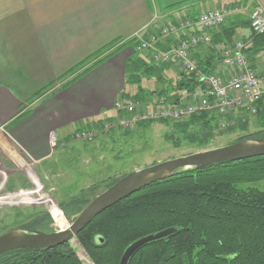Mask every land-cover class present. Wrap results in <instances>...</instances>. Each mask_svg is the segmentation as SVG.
Segmentation results:
<instances>
[{
    "label": "crops",
    "instance_id": "crops-1",
    "mask_svg": "<svg viewBox=\"0 0 264 264\" xmlns=\"http://www.w3.org/2000/svg\"><path fill=\"white\" fill-rule=\"evenodd\" d=\"M149 1L0 0L1 193L14 195L16 190L29 188L28 181L32 178H38L39 181L33 183L41 185L48 177L42 165L56 151L74 145L77 139L73 135L81 123L91 125L116 116L115 104L121 92L126 88L132 93L137 90L135 84L126 83V60L131 54L128 46L69 86L54 88L58 82L65 83L71 77L59 80L71 68L111 42L118 41L117 46L136 34L143 37L144 34H160L161 23L178 26L179 19L187 17L194 23L183 34L193 33L200 28L197 18L205 9L228 3L235 4L237 11H247L256 5L264 8V0ZM206 31L212 37L220 32V28ZM250 34L248 26L240 27L233 41L244 40L250 48ZM181 36L163 38L159 47L168 48ZM226 45L223 42L200 43L192 49V54L202 70L223 71L221 51ZM140 52L151 61L148 50ZM249 59L255 63L260 79L264 80V52L253 54L249 51ZM162 75L160 86L166 83L173 86L181 79H187L173 64L164 65ZM145 80L146 77L142 79L143 84ZM148 82L153 85L148 88L158 87L156 79L149 78ZM52 83L51 88L32 99L39 90ZM200 88L198 85L194 91ZM179 93L184 97L181 101L190 96L185 89ZM26 111H29L28 115L13 123Z\"/></svg>",
    "mask_w": 264,
    "mask_h": 264
},
{
    "label": "trees",
    "instance_id": "trees-1",
    "mask_svg": "<svg viewBox=\"0 0 264 264\" xmlns=\"http://www.w3.org/2000/svg\"><path fill=\"white\" fill-rule=\"evenodd\" d=\"M251 10L248 8L247 11L240 10L228 15L224 23L218 26L220 32L212 35L211 42L231 44L238 28L248 26L251 29ZM148 35L144 34L140 38H147ZM140 38L135 35L117 46L115 44L118 41H114L96 51L60 76L59 80L71 76L62 87L69 86L127 46L131 54L126 60V83L135 84L137 90L132 93L127 88L124 89L120 94L122 98L147 102L153 95L159 94L165 95L172 102H180L184 97L179 95V90L185 89L190 94L200 85L194 75L183 73L187 79H181L173 86L171 83L156 89L143 86L144 77L154 78L159 84L163 83L161 79L164 77V65L157 67L141 55V50L138 49ZM249 38L252 44L250 48H246L248 58L249 51L253 54L264 52V33H255L251 29ZM148 52L151 53L150 50ZM90 62L92 63L86 66ZM250 63L255 69V63ZM53 85L54 83L42 88L32 99ZM256 106L257 112L254 114L260 122L259 129L230 143L264 137V95ZM28 113L29 111L21 113L13 123L22 120ZM119 113L126 114L125 111ZM219 116L225 117L210 110L192 114L173 123L191 143L204 146L216 136ZM158 121L169 123L170 119ZM153 122L155 121L147 120L138 125H149ZM101 123L99 121L96 124L100 126ZM197 125L202 129L200 132H193L191 128ZM241 125L245 128L246 122ZM168 137L174 138L171 135ZM175 140L177 141L176 138ZM123 175L110 178L104 188ZM261 180H264V155L217 162L202 168H183L101 212L78 232L77 239L94 264H120L125 250L134 241L164 230L171 231L167 236L138 249L128 264H264V188L243 186ZM100 188L101 183H94L82 189L80 194L69 198L70 208L64 202H60L59 207L66 217L73 216L74 219L98 194L94 192ZM91 193H94L92 197L89 196ZM55 220L65 219L60 216ZM52 221L51 213L45 210L17 228L53 232L55 229L51 226ZM67 226L68 224L61 228ZM75 238L76 236L72 239ZM66 246L69 247V244L52 248L10 250L0 254V264H84L75 249L72 247L65 250Z\"/></svg>",
    "mask_w": 264,
    "mask_h": 264
},
{
    "label": "rangeland",
    "instance_id": "rangeland-1",
    "mask_svg": "<svg viewBox=\"0 0 264 264\" xmlns=\"http://www.w3.org/2000/svg\"><path fill=\"white\" fill-rule=\"evenodd\" d=\"M112 49L113 47L110 50ZM128 51L131 50L128 49ZM148 81L149 79L146 78L144 84L142 83L143 86L152 87L153 85L151 86ZM157 84L159 87L160 84ZM63 85V82H58L54 88L58 89ZM261 85L264 88V80ZM173 121L176 120L170 119L169 123L157 120L149 125H136L132 129H115L111 132H103L105 134L97 135L92 142L77 139L73 143L74 145L71 144L73 148L69 146L56 151L54 156L42 165L48 177L42 180L41 185L33 183L39 181L38 178H36L37 180L32 178L28 181L31 183H29V188L16 190L11 201L0 203V234L19 227L34 215L45 210L49 211L53 217L52 228L59 230L62 226L70 225L73 221V216L66 217L60 209L59 203L64 202L65 206L70 208L69 198L80 194L82 189H86L94 183H101V188L94 192L100 193L105 189V183L110 178L119 177L160 161L229 144L260 127V122L255 114L234 110L225 117L219 116V129L217 128L215 131L216 136L204 146H198L186 139L182 132L174 127ZM244 121L246 122L245 128L241 125ZM230 126L234 127L230 128ZM228 127L230 129H227ZM191 129L193 132H200L202 127L197 125ZM169 135L174 138H169ZM243 186L264 188V180ZM21 190L31 192L20 195L18 193ZM94 193L89 196L92 197ZM60 216L65 220L56 221L55 219ZM70 243L84 264H94L77 238L72 239Z\"/></svg>",
    "mask_w": 264,
    "mask_h": 264
},
{
    "label": "built area",
    "instance_id": "built-area-1",
    "mask_svg": "<svg viewBox=\"0 0 264 264\" xmlns=\"http://www.w3.org/2000/svg\"><path fill=\"white\" fill-rule=\"evenodd\" d=\"M238 8L231 5H222L200 12L197 23L200 28L197 31L184 35L183 32L194 21L182 17L178 26L163 23L161 33H151L147 38H140L138 49L151 51V63L157 67L165 64H173L180 72L192 74L200 82L201 88L190 93L186 101L172 102L165 95L155 94L147 102L136 101L132 98L118 96L116 101L117 115L105 118L100 126L96 123H81L73 137L78 140L92 142L97 135L103 132H111L115 129H132L138 123L147 120H178L192 114L215 110L220 115H227L234 110H243L252 114L257 112V102L264 95L262 80L258 76L249 61L246 52L247 42L241 39L227 44L221 51V67L223 71L206 72L200 68L197 59L192 54V49L200 43H211V36L207 29L215 28L224 23L227 16L237 11ZM157 17V16H154ZM251 29L255 33H264V8L256 5L250 14ZM181 36L177 43L168 48H161L158 43L162 39L172 36ZM126 114L120 115L119 112ZM54 145L57 138L53 137ZM1 172V168H0ZM31 192V191H30ZM30 192H21L26 195ZM13 194H4L0 191V203H6L13 199Z\"/></svg>",
    "mask_w": 264,
    "mask_h": 264
},
{
    "label": "water",
    "instance_id": "water-1",
    "mask_svg": "<svg viewBox=\"0 0 264 264\" xmlns=\"http://www.w3.org/2000/svg\"><path fill=\"white\" fill-rule=\"evenodd\" d=\"M261 155H264V137L249 138L192 152L131 171L98 193L66 228L53 232L14 228L0 234V254L18 248H52L70 242L92 219L110 206L158 180L173 175L180 169L202 168L217 162L238 161ZM170 231L155 232L134 241L125 250L120 264H128L129 259L138 249L149 242L167 236ZM72 247L70 244L69 247H65V250Z\"/></svg>",
    "mask_w": 264,
    "mask_h": 264
},
{
    "label": "flooded vegetation",
    "instance_id": "flooded-vegetation-1",
    "mask_svg": "<svg viewBox=\"0 0 264 264\" xmlns=\"http://www.w3.org/2000/svg\"><path fill=\"white\" fill-rule=\"evenodd\" d=\"M56 231V230H55ZM76 238H77V235H76ZM78 240V239H77ZM66 243H68L69 245L71 244L70 242H66ZM72 245V244H71Z\"/></svg>",
    "mask_w": 264,
    "mask_h": 264
},
{
    "label": "bare ground",
    "instance_id": "bare-ground-1",
    "mask_svg": "<svg viewBox=\"0 0 264 264\" xmlns=\"http://www.w3.org/2000/svg\"><path fill=\"white\" fill-rule=\"evenodd\" d=\"M68 226H69V225H68ZM68 226H67V227H68Z\"/></svg>",
    "mask_w": 264,
    "mask_h": 264
}]
</instances>
